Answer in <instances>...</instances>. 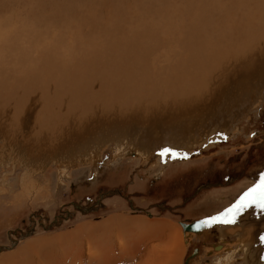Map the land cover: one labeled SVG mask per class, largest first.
<instances>
[{"label": "rangeland", "instance_id": "374dc122", "mask_svg": "<svg viewBox=\"0 0 264 264\" xmlns=\"http://www.w3.org/2000/svg\"><path fill=\"white\" fill-rule=\"evenodd\" d=\"M3 1L6 2L4 10H7V17L2 18L0 22L8 24V31H2V34L5 33V36L9 37L12 23L35 26L41 30L47 24H52V32H55V26L66 29L75 28L82 23L90 25L91 22L101 32L105 30L104 24L95 19L102 18L105 12L122 6L123 9L130 7L131 9H126L132 16L136 15L137 19L147 26L156 22V6H149L150 0H108L107 3L104 0H63L58 9L44 8L42 11H39L42 8L40 3L47 0H39L40 3L37 0ZM185 1L188 4L191 0ZM163 2H167L165 6L168 8L175 5L188 6L181 0L152 1L157 6ZM256 2L263 3L261 0ZM2 10L0 2V11ZM53 10L58 13L54 14ZM64 11L66 13H63ZM89 12H93L96 18L88 16ZM41 16L44 17L42 21ZM128 25L130 24L126 22L122 27L127 28ZM85 29L84 33L82 31L83 37ZM181 34L183 36L184 33ZM203 36L211 38L205 31ZM52 37L53 34L50 38ZM70 40L71 37L67 35L66 41ZM263 44L264 39L258 41L255 47ZM51 60L54 61V58ZM46 76L41 77V84L47 79ZM256 89L250 91L247 96L230 99V102L221 97L210 112L198 117L186 134L180 136L171 132L167 138L165 136L169 132L161 135L157 131L154 135L157 136L155 139L158 143L156 142L148 154L137 149L136 144L121 147V142H125V139L115 135L117 131L112 134L110 127L103 129V132L99 130L103 134L94 132L93 136H84L85 140H72V143L69 141L60 148V145H53V142L24 137L30 135V129L36 126L32 122H29L30 129L29 125L26 126L28 128L25 127L24 118L13 122L16 124L17 138L25 140V143L32 142L30 152H37L33 153L34 157L32 155L30 160H22V157L20 159L10 152L12 149L6 150V136H3L5 139L0 136V264H143L138 262L133 254L134 250H139L148 243L146 232L141 233L138 240L140 245L134 244L130 238L132 234L137 235L149 225L150 228L154 227V230L158 229L155 222L164 223L174 236L181 238V250L173 264H184L194 247H200V255L190 257L187 264H219L221 258L227 255H231V258L223 264H247L243 250L248 240L242 237L239 217L234 225H213L203 234L206 238H194L193 233H184L180 223L191 217L202 218L223 211L259 179L261 172H264V82ZM34 96L35 93L31 95L32 99H35ZM226 98H230V95H226ZM38 104L35 112L39 108ZM11 111L9 113L13 115ZM17 111L19 112L18 109ZM20 111L23 113V109ZM3 116L5 117L4 113ZM212 122L217 123L214 125L215 129L210 124ZM134 128L138 130L130 136L135 141L138 138L136 142L139 143L142 141L144 129L141 131L137 126ZM225 136L227 139L222 138ZM184 137L187 138L186 141L181 140ZM210 140L214 142L209 143ZM33 143L36 147H33ZM42 143L46 144L41 145ZM92 145L94 154H88L84 149ZM162 146H173L190 155L187 159H168L162 162L157 155ZM33 159L36 160L35 163ZM191 170L202 172V177L184 175L189 188H184V184H172L179 176ZM206 170L208 171L205 172ZM142 181L144 182L140 183ZM171 193L175 196L168 198L167 195L170 196ZM88 201L92 202L94 207L83 217L74 205H85ZM262 214L256 212L253 216ZM106 218H114L113 223L117 225L106 231L92 232L93 234L89 232L91 239L85 237V231L80 230V224L84 223L83 229H88L91 228L92 222L98 223ZM253 222L250 221L248 225ZM167 224L174 225V228ZM229 226L232 231H229ZM19 231L23 234L17 236ZM157 231L152 232L154 236L149 245L153 250L150 253L153 256L156 251L157 254L154 255L160 256V264H166L172 246L168 247L163 239L158 237ZM95 234L96 237H93ZM91 241L95 248L90 250L88 243ZM80 243L83 260L81 263ZM251 243L249 241L246 245L252 247ZM104 244L108 253L103 251L104 247L101 248ZM215 244H222V247L211 254ZM223 247L228 250H223ZM150 258L148 264H156V261Z\"/></svg>", "mask_w": 264, "mask_h": 264}, {"label": "bare ground", "instance_id": "6f19581e", "mask_svg": "<svg viewBox=\"0 0 264 264\" xmlns=\"http://www.w3.org/2000/svg\"><path fill=\"white\" fill-rule=\"evenodd\" d=\"M104 1L107 3L108 0ZM152 1H149V6H156V22L149 26L140 22L136 15L133 17L126 9L128 7L123 9V6L95 19L104 24L105 30L101 32L91 22L90 25L82 23L75 28L55 26L56 31L52 32V24L41 30L10 20L9 37L2 34V31H8V24L0 22V136L3 139L6 136V150L12 149L10 152L20 159L22 157V160H30L37 152H30L32 142L25 143L15 134L16 124L13 122L24 118L25 127L29 125L30 129L29 122L36 125L33 130L30 129V135L24 137L53 142L60 148L69 141L94 132L102 133L103 129L110 127L111 133L117 131L115 135L125 139L121 147L136 144L137 149L148 154L157 142L154 135L157 131L161 135L169 132L165 137L171 132L180 136L186 134L198 117L210 112L221 97L230 102L237 96H247L263 84L264 44L255 47L258 41L264 39L263 0L258 4L256 0H191L188 4L181 0L188 6L175 5L171 8L165 6L167 2L157 6ZM0 2L3 9L0 11L1 20L7 17V10H4L6 2ZM37 2L40 3L39 0ZM45 2L40 3L42 8L39 11L44 8L58 9L63 0ZM88 16L95 17L93 12H89ZM126 22L129 27H122ZM203 30L212 39L204 38ZM67 35L71 37L68 42ZM42 76L47 79L41 84ZM33 93L35 99L31 97ZM37 104L39 108L35 112ZM210 124L214 128L217 123ZM135 126L141 131L144 129L139 143L136 142L138 138L135 141L130 136L137 132ZM93 148L94 145L84 150L94 154ZM34 159L33 163L37 160ZM87 203H75L74 207L88 213L94 206L92 202ZM259 211L250 207L239 216L242 237L252 242V247L245 243L243 250L247 264H264V242L260 239L264 235V212ZM256 212L263 214L255 217L253 214ZM250 221L254 222L248 225ZM182 223L186 222H181V226ZM171 225L168 224L174 228ZM230 227L229 231H232ZM182 229L184 233L201 236L209 228L201 232L184 229L183 226ZM19 232L17 236L23 234ZM157 234L168 247L172 246L171 253L167 252L169 262L166 260V264H173L181 250V238L174 236L163 224ZM216 246L215 250L221 247ZM149 249L153 250L152 247L146 248L145 254ZM194 252L186 257L185 264L196 254ZM154 254L150 257L160 264V256ZM137 255L140 263L146 257ZM230 258L231 255H227L219 264L226 263Z\"/></svg>", "mask_w": 264, "mask_h": 264}, {"label": "snow or ice", "instance_id": "6c2138e0", "mask_svg": "<svg viewBox=\"0 0 264 264\" xmlns=\"http://www.w3.org/2000/svg\"><path fill=\"white\" fill-rule=\"evenodd\" d=\"M222 138L227 139L226 136ZM212 142L214 141H209V143ZM157 155L162 162H166L168 159H187L190 154L173 146H162ZM250 207L258 208L261 212H264V172L259 174V179L248 187L234 203L223 209V211L198 221L192 227L199 230L202 227L210 228L216 224L234 225L237 223V217ZM260 239L264 242V235H261Z\"/></svg>", "mask_w": 264, "mask_h": 264}, {"label": "crops", "instance_id": "0c3cea01", "mask_svg": "<svg viewBox=\"0 0 264 264\" xmlns=\"http://www.w3.org/2000/svg\"><path fill=\"white\" fill-rule=\"evenodd\" d=\"M114 218H106V219H104L103 221H101V222H98V223H94V222H92V224H91V228H85V229H83V226L82 225H85L84 223L83 224H80V230L81 231H85V237H87L88 239L90 238L91 239V235H90V233H92V232H95V233H97V232H99V231H102V230H104V231H106V230H109L108 228H112L111 226H113V225H117V224H114L113 223V220ZM87 220V219H86ZM165 227H166V225L164 224V223H162ZM162 224L161 223H158L157 224V222H155V225H157L158 226V229H156V230H158V231H161L162 230ZM125 225L126 226H128V224L127 223H125ZM149 225V224H148ZM147 225V226H148ZM154 225V226H155ZM168 225V224H167ZM152 226V225H151ZM154 228V227H153ZM153 228H150V225L148 226V228L147 229H145V230H143V231H141V232H139L137 235L136 234H132V236H131V241L134 243V244H136V245H140L141 244V242H138V240L141 238V233L142 232H146L145 233V237L147 238V240H149L148 241V243L147 244H144L143 246H142V248L141 249H139V250H134V254L133 255H137V254H139L140 256H142V255H144L145 254V249L146 248H149L150 247V245H149V242H150V239H152V237L154 236L153 234H152V229ZM148 231V232H147ZM90 232V233H89ZM151 234H150V233ZM164 233H166V231L164 232ZM93 234V233H92ZM93 236V235H92ZM160 235H158V237H159ZM84 237V236H83ZM93 237H96V234L93 236ZM161 238V237H160ZM159 238V239H160ZM162 239V238H161ZM89 241V240H88ZM92 243V241H91V243H88V247H89V249L91 250V249H94L95 248V244H93ZM92 245V246H91ZM105 245L106 244H104V245H102L101 246V248L102 247H104V250L103 251H105L106 253H108V251L106 250V248L107 247H105ZM80 254H79V263H81L83 260H82V243H80ZM227 246V245H226ZM133 248H134V246H133ZM221 248V247H220ZM224 249L223 250H228V249H225L226 247H223ZM144 250V251H143ZM102 251V252H103ZM91 252H93V251H91ZM114 251H112V253H113ZM151 251H150V249H149V252H147V254H145L144 256H146L144 259H142V263L143 264H145V261H146V263L148 264L149 263V261H150V253ZM149 253V254H148ZM138 256V255H137ZM148 256V257H147ZM176 257H177V255H176ZM226 257L227 256H225L224 258H221V261H224L225 259H226ZM104 259H105V257H104ZM137 259V258H136Z\"/></svg>", "mask_w": 264, "mask_h": 264}, {"label": "flooded vegetation", "instance_id": "af4514ba", "mask_svg": "<svg viewBox=\"0 0 264 264\" xmlns=\"http://www.w3.org/2000/svg\"><path fill=\"white\" fill-rule=\"evenodd\" d=\"M208 170H206L205 172H207ZM206 174L207 173H205L204 174V176H206ZM184 175H187V176H195L194 178H198V177H202V172H199V171H195V170H191V171H187L186 173H184L183 175H181V176H179L178 177V179H176V180H174V182H172V184H179V185H182V184H184L183 185V187L184 188H189V183H187L186 181H188L187 179H185V176ZM190 180H191V178H190ZM144 181H142V182H140V183H143ZM191 182V181H190ZM135 182L133 181V183L132 184H134ZM130 186H132V185H130ZM174 193H171V195L169 196V195H167V197L168 198H170L171 196H175V195H173ZM189 196V195H188ZM77 211H79V210H77ZM82 213V212H81ZM79 214H80V211H79ZM83 214V217L84 216H86V214H88V213H82ZM200 218V217H199ZM197 220L198 219V217H196V218H192L191 217V219H187L185 222L186 223H190V222H193V220ZM193 236H194V238L195 237H203V238H206V235H201V236H198V235H195V234H192ZM193 239V238H192ZM216 245H221V247H222V244H215V245H213V249H211V254L212 253H214L215 252V249H214V246H216ZM194 251L196 250V254L194 255V256H192V257H197V256H199L200 255V247H199V249H198V247H194V249H193ZM193 251V252H194ZM198 252V253H197ZM192 253V252H191ZM210 254V255H211ZM209 255V256H210ZM204 263H206V261L204 262ZM185 264V263H184Z\"/></svg>", "mask_w": 264, "mask_h": 264}, {"label": "water", "instance_id": "95a60500", "mask_svg": "<svg viewBox=\"0 0 264 264\" xmlns=\"http://www.w3.org/2000/svg\"><path fill=\"white\" fill-rule=\"evenodd\" d=\"M198 221H201L200 218L197 219V220L195 219V220H193V222H190V223H182V226H183L184 229L192 230V231H195V232H201L202 230H204V227L200 228L199 230H197V229L192 227V225L196 224ZM216 247H219V246H216ZM193 251L194 250H192V252ZM194 253H196V252H194Z\"/></svg>", "mask_w": 264, "mask_h": 264}]
</instances>
